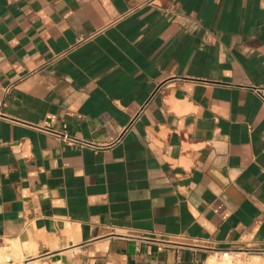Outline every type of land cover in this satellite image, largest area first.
I'll return each instance as SVG.
<instances>
[{"label":"crops","instance_id":"obj_1","mask_svg":"<svg viewBox=\"0 0 264 264\" xmlns=\"http://www.w3.org/2000/svg\"><path fill=\"white\" fill-rule=\"evenodd\" d=\"M12 243L47 264L264 255V0H0Z\"/></svg>","mask_w":264,"mask_h":264},{"label":"bare ground","instance_id":"obj_2","mask_svg":"<svg viewBox=\"0 0 264 264\" xmlns=\"http://www.w3.org/2000/svg\"><path fill=\"white\" fill-rule=\"evenodd\" d=\"M5 249H7V251H5ZM242 253L243 252H241V254ZM238 254L239 253L237 252H232V253H228L225 256L221 255V259L219 261H217L216 257L213 256L209 260V264H243L241 261H233L234 260L233 255L237 256ZM22 255H23V249L17 244L12 243L8 246H5L4 248L0 247V264H6L5 261L8 260L10 256L19 257ZM250 261L251 262L247 264H264L263 258H261L258 255H252ZM11 264H14V263H11ZM23 264H40V263L38 262V260H33V261L23 263Z\"/></svg>","mask_w":264,"mask_h":264},{"label":"rangeland","instance_id":"obj_3","mask_svg":"<svg viewBox=\"0 0 264 264\" xmlns=\"http://www.w3.org/2000/svg\"><path fill=\"white\" fill-rule=\"evenodd\" d=\"M5 251H7V249H5ZM252 255H260L262 257H264V255L262 254H257V253H247V254H241L239 253L237 256L233 255L234 257V260L233 261H241L243 264H247V263H250L251 261V256ZM22 256H10V258L8 260L5 261L6 264H11V263H14V264H23V263H27V262H30V261H33V260H38V259H29V260H24V258H22ZM264 260V259H263ZM247 261V262H246ZM38 262L40 264H47L45 263V261H42V260H38Z\"/></svg>","mask_w":264,"mask_h":264},{"label":"built area","instance_id":"obj_4","mask_svg":"<svg viewBox=\"0 0 264 264\" xmlns=\"http://www.w3.org/2000/svg\"><path fill=\"white\" fill-rule=\"evenodd\" d=\"M64 137H66V138H68V139H72L71 137H69V136H67V135H65L64 134ZM232 252H234V251H232V250H221L220 251V255H227L228 253H232Z\"/></svg>","mask_w":264,"mask_h":264}]
</instances>
